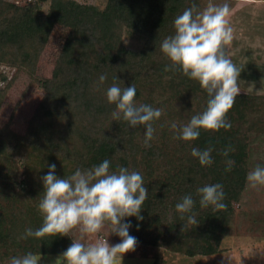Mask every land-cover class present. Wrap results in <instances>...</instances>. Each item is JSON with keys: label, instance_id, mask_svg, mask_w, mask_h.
<instances>
[{"label": "trees", "instance_id": "1", "mask_svg": "<svg viewBox=\"0 0 264 264\" xmlns=\"http://www.w3.org/2000/svg\"><path fill=\"white\" fill-rule=\"evenodd\" d=\"M15 1L0 0V67L14 69L0 106L19 72L43 95L22 134L11 120L0 127V260L88 254L48 216L53 191L120 242L221 252L250 135H264V94L227 92L225 46L192 26L208 1L225 0ZM55 28L66 34L41 78ZM124 30L141 38L138 51L123 45Z\"/></svg>", "mask_w": 264, "mask_h": 264}, {"label": "rangeland", "instance_id": "2", "mask_svg": "<svg viewBox=\"0 0 264 264\" xmlns=\"http://www.w3.org/2000/svg\"><path fill=\"white\" fill-rule=\"evenodd\" d=\"M75 1L102 9L106 0ZM45 7L44 5L42 9L45 10ZM225 8L227 7H224L222 2L208 1L192 26L197 32L209 35L223 44L227 57L243 53L242 49L252 41H249L247 30L250 26H246L242 19L232 26L231 17L234 13L229 17L224 16ZM128 33L126 30L122 32L123 45L129 50L138 51L142 44L141 38ZM65 34L66 30L61 28L52 31L38 62L37 76H50ZM255 56L251 55L250 62H253ZM248 59L245 57V60ZM13 72L12 68L0 67V89L4 88ZM233 81V78L225 76V89L229 93L264 94V85L253 86V81H248L250 86L242 88L241 82L235 85ZM42 95L43 90L24 72H19L4 94L0 106V127L11 120L13 130L22 134ZM249 140L247 184L240 201L234 204L230 226L220 244L221 252L208 257H186L162 248L120 242L116 229L103 227L84 207L62 193L53 191L47 203L48 216L68 231L72 239L88 254L81 257L35 256L29 264H152L153 260H158L160 264H264V135L259 136L253 132ZM10 171L8 175L13 179V170L11 174ZM20 173L17 171L15 175L18 181L22 178ZM4 186L2 188L5 189V194L13 192V188H10L9 192ZM2 201L4 200H0V203H4ZM0 264L13 263L3 259Z\"/></svg>", "mask_w": 264, "mask_h": 264}, {"label": "crops", "instance_id": "3", "mask_svg": "<svg viewBox=\"0 0 264 264\" xmlns=\"http://www.w3.org/2000/svg\"><path fill=\"white\" fill-rule=\"evenodd\" d=\"M222 4L227 7L224 16L229 17L234 13L231 17L232 26L238 24L240 19L246 26H250L247 30H249V41H252L249 46L242 49L243 53L227 55L225 76L233 78L235 85L241 82V87L250 86L248 81H253L254 84H251L253 86L264 85V0H225ZM253 54L256 56L253 62H250ZM245 57L249 59L245 60Z\"/></svg>", "mask_w": 264, "mask_h": 264}, {"label": "built area", "instance_id": "4", "mask_svg": "<svg viewBox=\"0 0 264 264\" xmlns=\"http://www.w3.org/2000/svg\"><path fill=\"white\" fill-rule=\"evenodd\" d=\"M29 0H16L15 3L18 4V5H22V4H25L27 3Z\"/></svg>", "mask_w": 264, "mask_h": 264}]
</instances>
